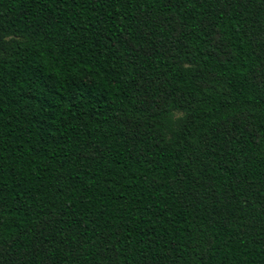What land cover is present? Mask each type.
Here are the masks:
<instances>
[{"label":"trees","instance_id":"16d2710c","mask_svg":"<svg viewBox=\"0 0 264 264\" xmlns=\"http://www.w3.org/2000/svg\"><path fill=\"white\" fill-rule=\"evenodd\" d=\"M0 264H264V0H0Z\"/></svg>","mask_w":264,"mask_h":264},{"label":"rangeland","instance_id":"374dc122","mask_svg":"<svg viewBox=\"0 0 264 264\" xmlns=\"http://www.w3.org/2000/svg\"><path fill=\"white\" fill-rule=\"evenodd\" d=\"M172 124L174 126H177L178 123L182 122L183 120V114L181 112H174L172 115Z\"/></svg>","mask_w":264,"mask_h":264}]
</instances>
